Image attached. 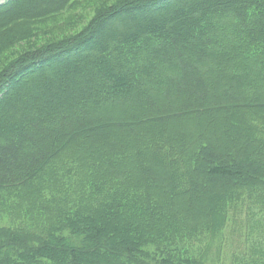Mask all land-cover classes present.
Listing matches in <instances>:
<instances>
[{
	"label": "trees",
	"instance_id": "trees-1",
	"mask_svg": "<svg viewBox=\"0 0 264 264\" xmlns=\"http://www.w3.org/2000/svg\"><path fill=\"white\" fill-rule=\"evenodd\" d=\"M229 225L264 264V0H0V264H207Z\"/></svg>",
	"mask_w": 264,
	"mask_h": 264
},
{
	"label": "rangeland",
	"instance_id": "rangeland-1",
	"mask_svg": "<svg viewBox=\"0 0 264 264\" xmlns=\"http://www.w3.org/2000/svg\"><path fill=\"white\" fill-rule=\"evenodd\" d=\"M171 19L175 20L176 18L173 16ZM101 63L102 62H93L92 66H90V72H94V68L99 67ZM62 91L67 93L69 92V88L65 87ZM247 234V230H243L242 228L233 229V227L229 225L222 235L223 238L221 240L219 252L216 247L209 250L206 257V263L229 264L234 255H245L248 252L247 244L249 238L247 237Z\"/></svg>",
	"mask_w": 264,
	"mask_h": 264
}]
</instances>
